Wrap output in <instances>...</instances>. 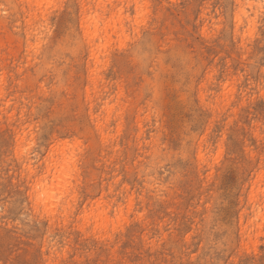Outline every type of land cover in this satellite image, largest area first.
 <instances>
[{
	"label": "rangeland",
	"instance_id": "374dc122",
	"mask_svg": "<svg viewBox=\"0 0 264 264\" xmlns=\"http://www.w3.org/2000/svg\"><path fill=\"white\" fill-rule=\"evenodd\" d=\"M21 1L0 264H264V0Z\"/></svg>",
	"mask_w": 264,
	"mask_h": 264
},
{
	"label": "bare ground",
	"instance_id": "6f19581e",
	"mask_svg": "<svg viewBox=\"0 0 264 264\" xmlns=\"http://www.w3.org/2000/svg\"><path fill=\"white\" fill-rule=\"evenodd\" d=\"M22 1H25V2L27 3V4H26V6H27L26 11H28L27 13L29 14V13H31V10H32L33 6H42L44 0H22ZM22 1H21V2H22ZM26 11H25V14H27ZM28 14H27V15H28ZM31 14H32V13H31ZM31 14H30V18H31ZM27 15H26V16H27ZM28 16H29V15H28ZM32 18H33V17H32ZM90 41H91V40H90ZM92 42H93V41H92ZM88 43H91V42H88ZM91 45H92V44H91ZM91 47H92V46H91ZM16 133H17V132H16ZM57 161H59V162H60V161H63V156H62V158H61L60 160H59V159H58V160H54V159H52V160H49L47 163L45 162V163H46V165H45L46 170L44 171V174H45V175H44V180L42 179L43 181H45L46 178H48L47 176L50 174L52 168L54 167V165H56V162H57ZM28 162H29V161H28ZM22 163H23V162H22ZM24 164H25V162H24ZM26 164H27V163H26ZM26 164H25V165H26ZM24 167H25V166H24ZM28 167H29V166H28ZM45 167H44V168H45ZM29 169H30V172H29V173H32V174L34 175V173H33L34 171H32V170H33L32 167H31V168L29 167ZM35 173H36V171H35ZM32 174H31V175H32ZM33 175H32L31 177H33ZM50 175H51V174H50ZM31 179H33V178H31ZM36 184L39 185L38 182L35 183V182L33 181V185H36ZM33 185H32V187H33ZM33 188H34V187H33ZM45 191H46V188H45V186H43V196L40 197L39 194H37V198H35V199H37V203H38L39 205L41 204L42 201L46 202V199H48V197H47ZM67 194H68L67 189H64L63 192H62V197L60 196L61 199H59V204H58L59 206H60V204H61L60 201H61L62 199H65L64 197L67 196ZM34 195L36 196V194H34ZM35 196H34V197H35ZM67 197H68V196H67ZM63 201H65V200H62V202H63ZM57 203H58V201H57ZM63 203H64V202H63ZM65 203H66V202H65ZM67 203H68V202H67ZM35 205H36V204H35ZM61 205L63 206V205H65V204H61ZM66 205L68 206V204H66ZM37 206H38V205H36V207H37ZM104 215H105V212L99 213L98 218H99V219H103L102 216H104Z\"/></svg>",
	"mask_w": 264,
	"mask_h": 264
}]
</instances>
